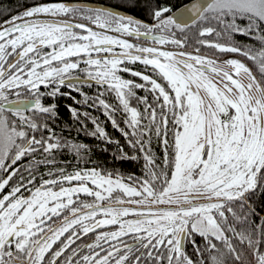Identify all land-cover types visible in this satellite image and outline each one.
I'll use <instances>...</instances> for the list:
<instances>
[{
  "label": "snow or ice",
  "instance_id": "snow-or-ice-1",
  "mask_svg": "<svg viewBox=\"0 0 264 264\" xmlns=\"http://www.w3.org/2000/svg\"><path fill=\"white\" fill-rule=\"evenodd\" d=\"M0 11V264H264V0ZM62 86L139 175L49 166L87 158L54 126Z\"/></svg>",
  "mask_w": 264,
  "mask_h": 264
},
{
  "label": "trees",
  "instance_id": "trees-1",
  "mask_svg": "<svg viewBox=\"0 0 264 264\" xmlns=\"http://www.w3.org/2000/svg\"><path fill=\"white\" fill-rule=\"evenodd\" d=\"M89 2H98L107 4L110 6H115L121 2V0H87ZM32 0H0V9L7 7L10 11L7 15H11L13 11H17L20 8L26 6L28 3H31ZM181 2H186V0H181ZM137 14H140L137 10ZM7 16L0 11V20L6 19ZM238 40H246L245 36H237ZM84 90L88 91L91 94L92 91H95V85L91 87L88 85L84 86ZM72 96H77V101H73L69 96H65L64 99H59L57 102V108L59 111V120L54 122V126L57 131H60L63 136L68 139L74 140L80 144L88 145L87 158L85 162L77 165L76 154L72 151H69L68 147L57 150L55 154V159L58 161H64V163L52 164L50 167H64L65 165L68 168L73 166L79 167H104L106 169H119L122 173L130 174L136 173L139 175L142 170V158L140 160L132 159L130 157H124L122 153L118 150L119 146L114 142H108L104 137L99 135L93 136L91 131L94 130V124L89 120L85 124H81L79 120H75L70 111L65 107L67 104H73L75 107H80L79 104V94L75 90H69ZM66 100V101H65ZM88 111L94 114L102 125L105 127L109 135L120 140V143L124 145V151H129L130 148L127 145L122 134L115 129L111 122L106 118L102 110L88 108ZM83 120V117L80 118ZM153 147L156 151H161L159 146L156 144L155 139L153 140ZM43 167V166H42ZM200 237L197 236V240ZM189 251H191V245H189Z\"/></svg>",
  "mask_w": 264,
  "mask_h": 264
},
{
  "label": "flooded vegetation",
  "instance_id": "flooded-vegetation-1",
  "mask_svg": "<svg viewBox=\"0 0 264 264\" xmlns=\"http://www.w3.org/2000/svg\"><path fill=\"white\" fill-rule=\"evenodd\" d=\"M69 90L70 89H68L66 86H62V88H61V91L63 92V93H68L69 92ZM66 95H62V96H59L58 98H57V101L56 102H58V100L59 99H64V97H65ZM66 101V100H65ZM46 102H51V100L49 99V100H46ZM57 130V129H56ZM63 161V160H62ZM64 162V161H63ZM6 190V189H5ZM82 198H84L83 197V195H82Z\"/></svg>",
  "mask_w": 264,
  "mask_h": 264
},
{
  "label": "water",
  "instance_id": "water-1",
  "mask_svg": "<svg viewBox=\"0 0 264 264\" xmlns=\"http://www.w3.org/2000/svg\"><path fill=\"white\" fill-rule=\"evenodd\" d=\"M87 2H89V1H87ZM90 3H94V4H100V5H104V6H110V5L103 4V3H98V2H90Z\"/></svg>",
  "mask_w": 264,
  "mask_h": 264
}]
</instances>
